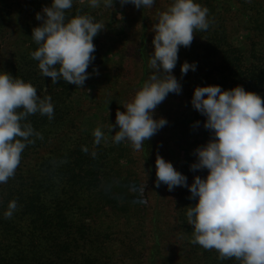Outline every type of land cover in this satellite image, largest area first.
Returning a JSON list of instances; mask_svg holds the SVG:
<instances>
[{"label": "trees", "instance_id": "obj_1", "mask_svg": "<svg viewBox=\"0 0 264 264\" xmlns=\"http://www.w3.org/2000/svg\"><path fill=\"white\" fill-rule=\"evenodd\" d=\"M46 1L0 0V72L31 83L37 95L50 96L54 106L52 119L40 113L27 118L25 122L40 136L29 138L34 142L22 152L14 177L0 183V264H240L235 258L221 260L215 250L192 243L193 226L186 213L198 198H190L188 187L171 191L163 183L157 187L155 161L159 155L172 163L188 185L196 176L206 178L207 169L190 167L198 161L196 149L215 139L204 127L206 116L195 108L188 112L197 86L219 85L222 90L242 86L264 99V0H236L249 14L251 35L244 49L229 40V20L221 13L217 16L212 4L218 0H197L208 9L209 27L196 30L190 47L180 46L178 51L196 59V69L181 79L173 69L181 92L169 93L157 106L153 118H164L167 124L140 150L129 141L95 144L81 129L86 112L74 100L79 88L62 78L52 83L42 75L31 56L38 48L32 30L43 23L36 14L43 15ZM79 1L73 0L66 10V21L81 14L105 25L100 10ZM130 8L140 17L136 42L140 90L154 71L149 64L154 52L151 30L165 8L161 0L150 8L137 9L133 4ZM104 31L93 39L95 59L87 70L100 65ZM110 108L115 113L125 110L122 94L112 98ZM191 130L198 134L186 141ZM171 144L185 149L184 165L174 161ZM136 164L144 167L157 194L153 209L144 202ZM10 201L17 207L6 218Z\"/></svg>", "mask_w": 264, "mask_h": 264}, {"label": "clouds", "instance_id": "obj_2", "mask_svg": "<svg viewBox=\"0 0 264 264\" xmlns=\"http://www.w3.org/2000/svg\"><path fill=\"white\" fill-rule=\"evenodd\" d=\"M119 2L140 9L152 7L155 0ZM89 3L93 8L100 6V0ZM104 4L113 8V0H104ZM72 6L73 0H52L51 6L42 9L43 15L36 14L43 23L32 30L38 48L31 56L52 83L62 78L83 88L90 75L87 69L95 59L93 39L105 25L81 14L66 21V10ZM207 13L208 9L194 0H174L167 10L158 13L151 30L154 52L149 64L154 71L123 105L125 111L117 110L116 143L129 141L140 150L167 124L164 118L154 119L153 113L169 93L181 92L180 83L172 75L178 51L180 46L190 47L196 30L208 29ZM190 69L195 71L196 64L181 65L182 74ZM191 103L206 116L204 127L212 130L215 139L196 149L198 161L190 167L193 171L207 169L208 174L204 179L194 177L188 185L186 176L157 155L156 186L163 183L169 191L176 186L188 187L190 198H198L186 213L187 223L193 226L192 243L215 250L221 260L235 258L240 264H264V99L242 86L222 90L219 85H209L197 86ZM36 113L53 118L51 97L40 98L31 83L0 72V183L14 177L22 152L34 142L29 138L40 136L25 122ZM93 136L97 145L104 139L100 128L93 131ZM16 207V202L10 201L5 217L11 218Z\"/></svg>", "mask_w": 264, "mask_h": 264}, {"label": "rangeland", "instance_id": "obj_3", "mask_svg": "<svg viewBox=\"0 0 264 264\" xmlns=\"http://www.w3.org/2000/svg\"><path fill=\"white\" fill-rule=\"evenodd\" d=\"M51 2L52 0H47L43 8L51 6ZM79 2L91 10L102 12L105 31L101 47L100 65L97 68L87 70L90 74L89 78L85 81L83 88H79L74 100L86 112L81 126L82 131L95 140L93 131L100 128L104 133V139L101 142L108 143L113 139L115 132L119 130V126L116 124V113L110 108L112 98L117 94H122L123 105H125L132 100L138 90L136 85L140 75V64L136 42H138L140 17L139 13L130 8V3L122 6L119 0H113V8L105 7L104 0H100V6L96 8L90 6L89 0H83V2L80 0ZM173 2L174 0H161L165 10ZM195 2L201 5V1L195 0ZM218 2V4L216 1L212 4L217 16L221 13L229 20L227 28L229 40L238 48L244 49L245 42L251 35L248 30V11H243V5L237 3L236 0H218ZM43 8H41V13H43ZM261 20L264 22V16ZM116 31H119V33ZM186 55L188 54L178 52V60L174 71L180 79L185 75L181 73V65L184 62L192 64L196 61V59L188 58ZM94 69L97 71H94ZM193 110L194 107L190 105L188 112L192 113ZM112 125L113 130L111 132ZM197 134L196 130H191V138L188 139L187 137L186 141H190ZM170 150L175 162L181 165L187 162L188 157L184 154L185 149L180 145L174 146L171 144ZM136 165L144 202L149 206V209H153L157 201V194L144 167L140 164ZM167 198L170 199L171 197L167 196Z\"/></svg>", "mask_w": 264, "mask_h": 264}]
</instances>
